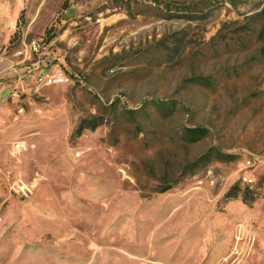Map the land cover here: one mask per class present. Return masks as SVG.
<instances>
[{
    "label": "rangeland",
    "instance_id": "1",
    "mask_svg": "<svg viewBox=\"0 0 264 264\" xmlns=\"http://www.w3.org/2000/svg\"><path fill=\"white\" fill-rule=\"evenodd\" d=\"M33 39L67 82L0 102V264H264V0H0Z\"/></svg>",
    "mask_w": 264,
    "mask_h": 264
},
{
    "label": "crops",
    "instance_id": "2",
    "mask_svg": "<svg viewBox=\"0 0 264 264\" xmlns=\"http://www.w3.org/2000/svg\"><path fill=\"white\" fill-rule=\"evenodd\" d=\"M24 61V55L15 53L8 55L5 53L0 54V102L7 99L11 89L20 82V78L26 70V66H23ZM30 80V77L25 79L26 92L31 86ZM182 197L183 201L175 205L171 214L169 213L166 216L163 225L165 224L164 229H167V231L166 233L162 232V235L184 232L191 224L199 219L203 212L202 204L194 197L189 199H187L186 195H182ZM160 229L159 226L155 228L154 236H160Z\"/></svg>",
    "mask_w": 264,
    "mask_h": 264
},
{
    "label": "built area",
    "instance_id": "3",
    "mask_svg": "<svg viewBox=\"0 0 264 264\" xmlns=\"http://www.w3.org/2000/svg\"><path fill=\"white\" fill-rule=\"evenodd\" d=\"M43 43L40 39H33L28 43L27 46L16 50L14 53L25 56V63L23 66H26V70L23 76L20 78V82L16 84L13 89L9 92L8 97L11 100L18 99L22 94L26 93L25 79L30 77V85L34 87H46L53 85H61L67 82V77L60 69H47V70H37L36 63H29L30 66L26 65V62H30V56L35 54L37 55L40 52ZM29 60V61H26ZM258 160L246 159L243 166V172L241 175V182L251 187L254 184V179L251 175V170L255 167V164Z\"/></svg>",
    "mask_w": 264,
    "mask_h": 264
},
{
    "label": "trees",
    "instance_id": "4",
    "mask_svg": "<svg viewBox=\"0 0 264 264\" xmlns=\"http://www.w3.org/2000/svg\"><path fill=\"white\" fill-rule=\"evenodd\" d=\"M42 42V41H41ZM43 43V42H42ZM15 52V51H14ZM13 52V53H14ZM98 125V123L92 125V126H85L83 124H80L78 129H77V134L80 133V131L84 128H87V129H94L96 126ZM203 131L200 129V128H192V129H189L188 130V133L192 136V138H195V139H190L191 141H196L198 139H196V137H199L200 134L202 133ZM171 186H168V187H165V188H162L160 189L158 192L162 193V192H165L166 190L170 189Z\"/></svg>",
    "mask_w": 264,
    "mask_h": 264
}]
</instances>
